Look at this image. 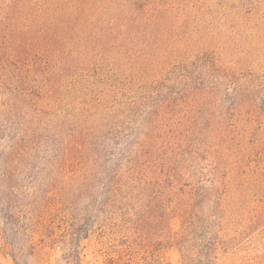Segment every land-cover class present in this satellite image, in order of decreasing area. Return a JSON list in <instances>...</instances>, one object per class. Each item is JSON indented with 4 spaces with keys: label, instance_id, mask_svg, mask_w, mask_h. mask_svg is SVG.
<instances>
[{
    "label": "trees",
    "instance_id": "obj_1",
    "mask_svg": "<svg viewBox=\"0 0 264 264\" xmlns=\"http://www.w3.org/2000/svg\"><path fill=\"white\" fill-rule=\"evenodd\" d=\"M263 37L264 0H0L3 248L76 251L98 224L216 264L264 172Z\"/></svg>",
    "mask_w": 264,
    "mask_h": 264
},
{
    "label": "rangeland",
    "instance_id": "obj_2",
    "mask_svg": "<svg viewBox=\"0 0 264 264\" xmlns=\"http://www.w3.org/2000/svg\"><path fill=\"white\" fill-rule=\"evenodd\" d=\"M244 43V42H243ZM247 46L252 47L249 59L250 70L256 73V79L264 77V37L256 38L255 42ZM230 58H227V61ZM263 81V80H261ZM254 90V89H253ZM249 98L264 113V84L257 87L255 92L251 90ZM253 135L254 143L258 140L264 143L263 131ZM259 155V153H256ZM264 163V162H263ZM105 168V167H104ZM257 182L246 184L234 193L240 201L236 213L226 223L230 233L227 246L218 253L216 264H264V215L261 210L264 207V172ZM242 176L239 181H246ZM94 193V192H92ZM81 205L85 206L82 199ZM61 233L62 232H58ZM121 237L107 235V229H101L95 225L87 235V238L79 240V248L76 251L65 247L63 244L45 243L40 253L30 250L20 253L14 258L10 252L3 248L0 238V264H180L182 262L179 251L171 244L163 243L155 247L139 246L129 248L124 245ZM26 240L12 242L18 252ZM40 244V243H39ZM43 246V245H42Z\"/></svg>",
    "mask_w": 264,
    "mask_h": 264
}]
</instances>
